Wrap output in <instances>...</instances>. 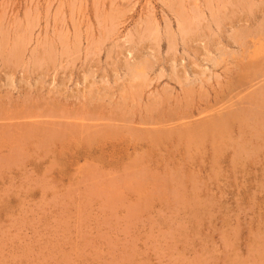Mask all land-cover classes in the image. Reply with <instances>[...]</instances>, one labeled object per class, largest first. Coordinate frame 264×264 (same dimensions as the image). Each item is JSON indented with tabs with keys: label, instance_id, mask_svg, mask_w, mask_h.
I'll list each match as a JSON object with an SVG mask.
<instances>
[{
	"label": "rangeland",
	"instance_id": "374dc122",
	"mask_svg": "<svg viewBox=\"0 0 264 264\" xmlns=\"http://www.w3.org/2000/svg\"><path fill=\"white\" fill-rule=\"evenodd\" d=\"M263 92L264 0H0V264H264Z\"/></svg>",
	"mask_w": 264,
	"mask_h": 264
},
{
	"label": "bare ground",
	"instance_id": "6f19581e",
	"mask_svg": "<svg viewBox=\"0 0 264 264\" xmlns=\"http://www.w3.org/2000/svg\"><path fill=\"white\" fill-rule=\"evenodd\" d=\"M17 61V60H16ZM256 76V75H255ZM263 94H264V92H263ZM232 117V116H231ZM223 126V125H222ZM223 130V129H222ZM225 130V129H224ZM36 131V130H35ZM40 131V130H39ZM50 132V131H49ZM1 133V132H0ZM30 134V133H29ZM43 137V136H42ZM47 137V136H46ZM13 148V147H12ZM19 148V147H18ZM39 148V147H38ZM15 154V153H14ZM16 157H17V155H16ZM7 161V160H6ZM16 163V162H15ZM8 165V164H7ZM9 167V166H8Z\"/></svg>",
	"mask_w": 264,
	"mask_h": 264
}]
</instances>
